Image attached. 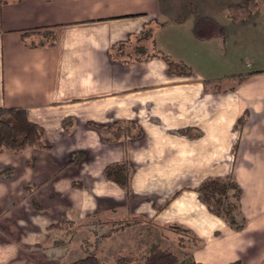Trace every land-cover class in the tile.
<instances>
[{
    "label": "crops",
    "instance_id": "0c3cea01",
    "mask_svg": "<svg viewBox=\"0 0 264 264\" xmlns=\"http://www.w3.org/2000/svg\"><path fill=\"white\" fill-rule=\"evenodd\" d=\"M4 107L51 148L0 152V264L53 261L54 224L73 212L170 230L177 251L186 235L196 262L263 263L264 0H0ZM122 121L141 135L107 142L89 124ZM123 162L127 189L105 176ZM226 176L240 229L197 191Z\"/></svg>",
    "mask_w": 264,
    "mask_h": 264
},
{
    "label": "trees",
    "instance_id": "16d2710c",
    "mask_svg": "<svg viewBox=\"0 0 264 264\" xmlns=\"http://www.w3.org/2000/svg\"><path fill=\"white\" fill-rule=\"evenodd\" d=\"M40 31V30H35ZM49 44L55 41L53 32H49ZM29 35L28 32L23 36ZM169 68H178V65L170 60ZM241 78V77H240ZM242 118L239 119L241 122ZM68 120L63 121V125ZM103 140L113 142L124 137H137L141 135V128L133 121L115 122L113 125L95 124ZM183 134L198 135L197 130H180ZM25 147H36L43 150L51 148V142L45 134L42 126L30 121L23 108H0V152H18ZM81 153L75 154L72 162L77 161ZM129 166L123 163L111 164L105 168V176L117 185L127 189L129 184ZM76 184V183H73ZM79 185V183H77ZM203 203L215 215L223 218L233 229H240L244 223V217L239 209L240 188L231 178H208L197 187ZM184 231H188L184 229ZM117 264H207L194 261L190 255L181 258L169 248L152 244L138 259L133 256H122L117 259ZM67 264H107L95 255H88ZM227 264H240L239 260Z\"/></svg>",
    "mask_w": 264,
    "mask_h": 264
},
{
    "label": "rangeland",
    "instance_id": "374dc122",
    "mask_svg": "<svg viewBox=\"0 0 264 264\" xmlns=\"http://www.w3.org/2000/svg\"><path fill=\"white\" fill-rule=\"evenodd\" d=\"M252 16L253 18L250 20H261L259 14H253ZM249 61V59L247 61L243 60L240 64H249ZM75 154H78V152H74L72 158ZM210 178L233 179L231 176ZM54 226L58 232L57 234L61 235L55 236L57 250L52 255L54 260L48 264H67L88 255H95L107 264H117V259L122 256H133L134 259L140 258L152 244L169 248L183 259L188 256V252L185 249L186 235H184L186 237L185 239L179 240V247L177 248L179 250L177 251L174 248L176 240L175 237H172L174 240L171 239V235L173 236V234H170V230L155 228L148 223L142 224L141 222H134L132 220L123 222L105 221L103 217L97 214H89L83 219H80L78 214L73 212L72 219L59 220ZM164 234L168 236L166 240L161 237ZM182 244H184V249L180 248ZM42 245L44 247V243ZM43 252L41 251L40 254H43ZM262 264H264V261Z\"/></svg>",
    "mask_w": 264,
    "mask_h": 264
}]
</instances>
